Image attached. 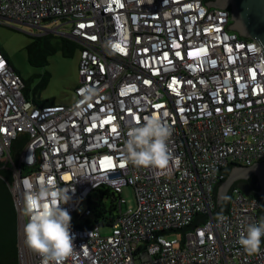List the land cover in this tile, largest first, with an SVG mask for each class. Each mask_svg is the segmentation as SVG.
<instances>
[{"label": "built area", "instance_id": "obj_1", "mask_svg": "<svg viewBox=\"0 0 264 264\" xmlns=\"http://www.w3.org/2000/svg\"><path fill=\"white\" fill-rule=\"evenodd\" d=\"M209 1L0 0V24L37 28L36 35L51 30L80 46L73 100L43 105L25 96L22 76L0 48V169L12 172L19 264H42L21 242L20 227L29 219L25 181L45 178L70 189L61 207L72 217L75 251L65 264H264V237L253 255L238 243L261 220L255 196L233 187L226 212L209 214L221 170L264 161L262 49L227 30L229 8H208ZM49 22L58 24L50 29ZM87 88L97 92L90 103L83 102ZM152 114L173 128L164 173L122 158L129 128ZM20 136L26 142L15 161ZM128 185L135 207L122 197ZM101 189L116 195L113 219L87 225ZM195 215L207 216L184 237L157 233L152 242L155 232L185 228Z\"/></svg>", "mask_w": 264, "mask_h": 264}, {"label": "clouds", "instance_id": "obj_2", "mask_svg": "<svg viewBox=\"0 0 264 264\" xmlns=\"http://www.w3.org/2000/svg\"><path fill=\"white\" fill-rule=\"evenodd\" d=\"M83 96V102L90 103L97 92L87 88ZM172 135V126L159 115L145 116L142 123L137 121L129 128L122 158L135 167L154 168L164 173L173 160L169 148ZM25 185V212L29 217L25 225V243L42 258V264H65L75 251L72 217L61 207L71 200L70 189L61 188L54 178H45L36 185L26 180ZM262 237L264 217L258 223L248 225L238 243L248 255H253L260 252Z\"/></svg>", "mask_w": 264, "mask_h": 264}, {"label": "water", "instance_id": "obj_3", "mask_svg": "<svg viewBox=\"0 0 264 264\" xmlns=\"http://www.w3.org/2000/svg\"><path fill=\"white\" fill-rule=\"evenodd\" d=\"M204 5L222 10L229 8L231 24L226 29L238 32L239 37L257 41L264 57V0H210ZM220 174L225 176V179L214 187L216 210L209 214L219 216L226 212L232 188L235 186L255 196L263 204L259 216L264 217V161H257L250 165L232 163L227 169L221 170ZM207 215H195L192 224L180 230L155 232L152 242H156L157 233L182 232L184 237L185 231L193 229L197 222H204ZM15 244V209L11 194L0 179V264H17Z\"/></svg>", "mask_w": 264, "mask_h": 264}, {"label": "rangeland", "instance_id": "obj_4", "mask_svg": "<svg viewBox=\"0 0 264 264\" xmlns=\"http://www.w3.org/2000/svg\"><path fill=\"white\" fill-rule=\"evenodd\" d=\"M57 24L49 22L45 27L51 29ZM37 31V28L21 24H0V48L7 54L14 68L24 77L37 76L35 82H38L46 71L49 72V80L42 90V98H51L57 103L70 102L74 98L75 87L79 82L80 50L76 49L70 57H64L57 52L50 57V63L47 66H33L28 62L26 46L31 41V35H36ZM122 197L127 200V207L136 206V195L132 186L128 185L123 188ZM106 202L111 205V200L108 199ZM89 217L92 218V215ZM102 232L108 233L109 228L103 227ZM180 235V233H170L167 237L179 238ZM22 236L20 227L21 242H24Z\"/></svg>", "mask_w": 264, "mask_h": 264}, {"label": "trees", "instance_id": "obj_5", "mask_svg": "<svg viewBox=\"0 0 264 264\" xmlns=\"http://www.w3.org/2000/svg\"><path fill=\"white\" fill-rule=\"evenodd\" d=\"M79 47H80L79 44L75 40L70 38L69 36L58 35L54 32H46V33H41L38 35H31V41L26 46L28 62L33 66L44 67L50 63V57L56 54L57 52H60L64 57H70L73 55L76 49H79ZM16 71L22 76L24 80V83H25L24 94L27 98L32 99L34 103L38 105L55 103V101H53L51 98L44 99L41 97L42 90L46 87L48 80H49L48 71H46L45 74L42 75V78L38 82H35V79L37 76L32 75L29 77H24L18 70ZM25 142H26L25 136H20L13 142L11 155L15 161L17 160L21 151L25 147ZM228 167H226L225 169H227ZM0 179L4 182L9 193L11 194L14 209H15V214H16V244L15 246L17 248V264H19V221H18V214H17L16 206L14 203V198L9 188V183L12 180V172L10 170V167L0 169ZM224 179H225V176L219 183H221ZM100 196L101 197L103 196L104 198L103 199L101 198L100 201L96 203V205L92 206L94 214H93L92 219L86 220L87 225L90 223L94 224L95 222L100 221V220L104 225H108L109 221L113 219V208H114L113 198L116 195L113 192L107 193L101 189ZM105 198H108L109 200H111V205H108L107 202L104 201ZM214 216H217V215L214 214Z\"/></svg>", "mask_w": 264, "mask_h": 264}, {"label": "bare ground", "instance_id": "obj_6", "mask_svg": "<svg viewBox=\"0 0 264 264\" xmlns=\"http://www.w3.org/2000/svg\"><path fill=\"white\" fill-rule=\"evenodd\" d=\"M23 238L25 239V228L22 227Z\"/></svg>", "mask_w": 264, "mask_h": 264}, {"label": "snow or ice", "instance_id": "obj_7", "mask_svg": "<svg viewBox=\"0 0 264 264\" xmlns=\"http://www.w3.org/2000/svg\"><path fill=\"white\" fill-rule=\"evenodd\" d=\"M95 37H93V39H94ZM117 47H119V46H117ZM121 51H123V49H120ZM0 67H2V64H0ZM254 78V77H253ZM107 122V121H106ZM115 129H113V131H114Z\"/></svg>", "mask_w": 264, "mask_h": 264}]
</instances>
